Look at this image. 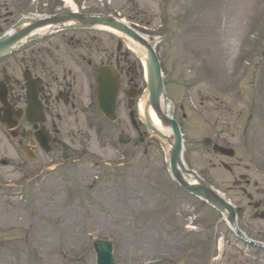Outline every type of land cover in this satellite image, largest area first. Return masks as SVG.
Returning <instances> with one entry per match:
<instances>
[{
  "label": "rangeland",
  "instance_id": "1",
  "mask_svg": "<svg viewBox=\"0 0 264 264\" xmlns=\"http://www.w3.org/2000/svg\"><path fill=\"white\" fill-rule=\"evenodd\" d=\"M73 2L82 13L116 14L138 32L162 39L156 51L167 96L175 105L173 116L184 135L188 167L227 194L239 208V226L251 238H260L264 0ZM66 7L61 0H0V34L22 14L44 15L69 10ZM38 43L26 46L17 58L28 61L53 95L60 75L70 74L79 109L89 93L70 58L85 55L93 67L124 58L118 119L108 124L97 113L92 87L90 118H84L74 103H57L59 112L47 125L61 120L55 121L58 142L51 154L37 153L32 165L25 161L20 170L15 163L21 154L0 151V157L7 153L12 163L0 168V264H94L92 239L112 242L116 264H202L213 247L207 252L188 245L185 255L179 253L183 239H201L187 233L183 215L200 219L201 229L230 241L218 260L208 264H264L258 260L264 256L250 254L235 241L220 215L176 187L160 144L137 120L135 126L129 119L127 92L136 89L137 102L146 86L137 57L123 47L115 54L117 39L97 31L63 33ZM7 63L16 69L14 62ZM214 144L237 153L232 159L216 156L211 151Z\"/></svg>",
  "mask_w": 264,
  "mask_h": 264
},
{
  "label": "water",
  "instance_id": "2",
  "mask_svg": "<svg viewBox=\"0 0 264 264\" xmlns=\"http://www.w3.org/2000/svg\"><path fill=\"white\" fill-rule=\"evenodd\" d=\"M71 20H75L79 22V24L84 27H88L92 25H102V26L111 27L116 31L122 32L123 34L130 37L132 40L138 42L139 44L145 47V49L147 50V56H148V62H147L148 91H149V103L148 104L155 111V113L159 116L161 122L165 125L170 126V128L173 131L174 143L172 145V149L169 154L173 175L181 183L183 188H185L187 191L192 192L194 195H198L206 199L210 204H213L220 211L227 210L230 216L232 217V214H233L232 210L227 205H225L217 196H215L208 189V187L205 186L198 178L195 177L196 181L200 184L199 186H188L183 181L182 176H181L182 174L178 171V167L181 168V170L183 171L182 165L179 160L181 147H180V138H179L178 130L174 122L169 121L164 116H162L160 112V108H159L160 97L162 94V83L160 79V70H159L158 62L155 58V55L152 51L151 46L147 44L144 40L140 39L134 32L128 30L127 28H125L124 26L118 23L111 22L106 18L81 17V16H76V15L64 14L54 19L47 20V21L32 23V25L26 28L25 30L21 32L19 31L16 32V34L13 37L6 38L5 41H2L0 43V53L2 51L8 50L13 45L18 43L20 40L27 37L31 32H33L34 30L40 27H43L48 24L50 25L62 24L64 22L71 21ZM34 37H31V38H34ZM106 109L108 110L107 107ZM146 125L149 130H152V126L149 124V122H147ZM184 173L186 174V177L189 178L188 176L189 174L186 172ZM107 259L108 258L105 255H102L99 260L100 264H110L107 261Z\"/></svg>",
  "mask_w": 264,
  "mask_h": 264
},
{
  "label": "bare ground",
  "instance_id": "3",
  "mask_svg": "<svg viewBox=\"0 0 264 264\" xmlns=\"http://www.w3.org/2000/svg\"><path fill=\"white\" fill-rule=\"evenodd\" d=\"M64 1L66 4L69 3L68 0H64ZM100 29L113 33L114 35H117L120 39L124 40L127 47L140 59L143 67L145 66L146 52L142 46H139L138 44L134 43L133 41H131L130 39L126 38L121 34H117L116 32H114L109 28L100 27ZM47 31H49V27L42 28L38 30L36 33L45 34ZM147 98H148V93H144L143 96L139 99V102L137 104L138 117L141 120H144L146 117L150 120L155 130V132L154 131L152 132L153 136L156 135V132L157 134H160V136L158 137L156 136V137L160 141V144L162 146V151L166 155V160H168V153L173 143L171 129L165 126L163 123H161L160 119L151 108L146 107ZM160 107L161 110L165 112L166 107L162 104H160Z\"/></svg>",
  "mask_w": 264,
  "mask_h": 264
},
{
  "label": "flooded vegetation",
  "instance_id": "4",
  "mask_svg": "<svg viewBox=\"0 0 264 264\" xmlns=\"http://www.w3.org/2000/svg\"><path fill=\"white\" fill-rule=\"evenodd\" d=\"M26 70V69H25ZM6 70H2L0 74V81L4 79ZM5 99L8 103V106L12 108L24 110L28 104L26 98L24 97V89L21 84L18 83L17 80L8 79L5 87H4ZM1 108V106H0ZM16 134L21 136L23 139L27 136V123L25 118L22 116L17 123ZM2 139H0V146H2Z\"/></svg>",
  "mask_w": 264,
  "mask_h": 264
}]
</instances>
